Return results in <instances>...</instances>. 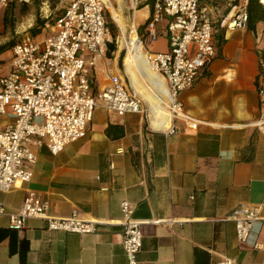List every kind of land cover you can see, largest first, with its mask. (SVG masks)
<instances>
[{
    "label": "crops",
    "instance_id": "0c3cea01",
    "mask_svg": "<svg viewBox=\"0 0 264 264\" xmlns=\"http://www.w3.org/2000/svg\"><path fill=\"white\" fill-rule=\"evenodd\" d=\"M136 1L130 0L128 10L132 18L144 11L136 25L143 33L150 7ZM43 6L41 14L47 18L46 2ZM163 25H158L160 39L165 36ZM220 31L214 59L178 95L183 111L199 122L196 129L171 118L169 129L174 131L166 134L169 129L149 128L143 114L119 115L97 107L83 139L56 156L45 147L36 150L30 182L0 193L6 214L17 212L33 192L47 202L48 217L75 213L98 225L94 233L82 235L51 231L45 219H27L16 232L15 252L10 251L9 237L0 240V264H128L122 202L132 209L131 218L142 222L137 264H264V251L239 243L228 219L240 205L260 206L261 222L252 233L264 244V131L256 126L264 24L254 31ZM117 59L118 54L95 60L90 70L93 93L106 86L109 74L127 79ZM11 123L0 116V131ZM8 226V216L1 215L0 231ZM20 241L27 248L23 262Z\"/></svg>",
    "mask_w": 264,
    "mask_h": 264
},
{
    "label": "built area",
    "instance_id": "2783aa9c",
    "mask_svg": "<svg viewBox=\"0 0 264 264\" xmlns=\"http://www.w3.org/2000/svg\"><path fill=\"white\" fill-rule=\"evenodd\" d=\"M9 1L0 0V8H5ZM106 1L112 7L116 0ZM248 1H136L150 7L149 19L138 36L144 48L159 39L158 25L164 23L168 48L165 52L147 51V59L165 82L173 120L196 129L199 122L183 111L178 95L191 88L199 73L214 59L218 31L246 29ZM107 4L104 0H70L39 35H25L13 45L9 71L0 76V116L12 119L0 131V193L30 182L36 150L45 147L56 156L67 145L83 139L95 108L119 115L144 113L142 100L120 75L109 74L106 86L93 93L90 70L95 60L107 61L109 45L113 44L105 19ZM219 5L224 10L222 15ZM260 44L257 94L261 114L256 126L264 131V34ZM173 131L170 128L165 133ZM120 207L124 217L123 250L128 264H137L142 222L131 218L133 211L128 203L122 202ZM260 209L240 205L228 219L235 225L239 243L264 251V244H259L252 233L261 222ZM47 211V202L33 192L27 194L15 213L6 214L0 201V216H8L11 231H21L25 221L34 218L45 219L51 231L82 235L96 231V221L83 220L75 213L69 218H50Z\"/></svg>",
    "mask_w": 264,
    "mask_h": 264
},
{
    "label": "bare ground",
    "instance_id": "6f19581e",
    "mask_svg": "<svg viewBox=\"0 0 264 264\" xmlns=\"http://www.w3.org/2000/svg\"><path fill=\"white\" fill-rule=\"evenodd\" d=\"M106 4L108 3L104 0ZM264 4V0H260ZM111 16L120 29L121 44L126 47V54L123 58L124 73L127 76L130 86L147 106L149 128L154 131H166L171 124L172 114L170 112L168 94L164 80L151 67L147 59V51L141 44L136 32V25L143 18L142 11H136L129 26L124 22L121 9L115 10L109 3Z\"/></svg>",
    "mask_w": 264,
    "mask_h": 264
},
{
    "label": "rangeland",
    "instance_id": "374dc122",
    "mask_svg": "<svg viewBox=\"0 0 264 264\" xmlns=\"http://www.w3.org/2000/svg\"><path fill=\"white\" fill-rule=\"evenodd\" d=\"M70 0H64L61 2H57V0H28L26 2L25 0H10L5 8H0V46L7 44L9 42H16L18 39L24 37L27 35L28 30L30 28H33L36 24V18L45 19V17L41 14V9L44 7L43 3L46 2V5L49 9V15L54 16L57 15L60 10L62 11L63 8L68 4ZM118 2V5L115 6V10L121 9L122 17L124 22L128 25L126 34V37H129V31L130 25L132 23V10H128L130 7V0H116ZM115 1V2H116ZM114 2V4H115ZM219 7V14H223V8L221 5ZM144 12V11H143ZM48 14V13H47ZM60 14V13H59ZM110 16V19L115 24L118 33L115 40V51L114 54L108 56L110 59H114L115 55L118 54V68L121 71L122 76L125 78L126 75L124 73L123 68V58L126 54V47L121 44V34L120 29L117 27L116 23L114 22L111 12L108 13ZM6 16V20H4V17ZM46 31H44L45 33ZM138 36L142 34V31L139 30L136 31ZM222 32V31H220ZM164 39H166L165 36H161V39H159L150 44L145 45V50L150 52H165L167 50V46L164 45ZM219 39V38H218ZM166 49V50H165ZM165 50V51H164ZM12 55V48L4 52L0 55V76H5L9 71V65H10V59ZM126 80V84L128 85L129 82ZM143 104V117L147 121L148 112H147V106L144 102Z\"/></svg>",
    "mask_w": 264,
    "mask_h": 264
},
{
    "label": "trees",
    "instance_id": "16d2710c",
    "mask_svg": "<svg viewBox=\"0 0 264 264\" xmlns=\"http://www.w3.org/2000/svg\"><path fill=\"white\" fill-rule=\"evenodd\" d=\"M57 2H59V0H57ZM62 11L60 10V12H58L57 15L54 16L53 18L50 15L47 18L42 19V20L40 18H36L35 26L28 30L27 35L28 36L39 35L44 30L45 26L48 24H52L53 21L62 13ZM105 19H106L107 27L109 28L111 35H112V38H113V44L109 45V48H108V53H107V57H108L111 55L112 52L115 51V40H116L118 30H117L115 24L110 19L108 12H106ZM4 20H6V16L4 17ZM259 23L264 24V4H261L260 0H249L248 4H247V26H246V29L249 31H254L256 25ZM18 40H20V39H18ZM16 42H9L7 44L0 46V55L3 54L4 52H6L7 50L11 49ZM223 43H224V41L220 37L218 40V43H217V47L219 49H221ZM5 237H9V245H10L9 247H10L11 253L15 252V250H16L15 244L18 241L17 236H16V232L11 231V230H8V231L1 230L0 231V240L4 239ZM18 250H19V255H20L21 261L23 262L25 259V251L27 250L26 243L24 241L19 242V249Z\"/></svg>",
    "mask_w": 264,
    "mask_h": 264
}]
</instances>
